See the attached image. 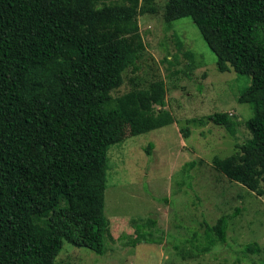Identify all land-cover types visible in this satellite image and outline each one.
Listing matches in <instances>:
<instances>
[{
    "label": "trees",
    "instance_id": "1",
    "mask_svg": "<svg viewBox=\"0 0 264 264\" xmlns=\"http://www.w3.org/2000/svg\"><path fill=\"white\" fill-rule=\"evenodd\" d=\"M162 11L169 27L190 17L218 70L249 80L238 100L253 111L250 137L238 146L264 167V0H166ZM157 12V0H0V264H56L65 241L106 252L110 148L127 129L140 135L175 122L162 79L113 96L146 51L139 17ZM208 119L236 136L228 112ZM251 189L264 196V176ZM231 218L205 222L204 240H187L195 251L181 255L226 242ZM143 223L130 244L156 241V220ZM246 249L262 251L257 242Z\"/></svg>",
    "mask_w": 264,
    "mask_h": 264
},
{
    "label": "rangeland",
    "instance_id": "2",
    "mask_svg": "<svg viewBox=\"0 0 264 264\" xmlns=\"http://www.w3.org/2000/svg\"><path fill=\"white\" fill-rule=\"evenodd\" d=\"M165 1L157 0L159 12L139 17L146 51L137 71H126L113 96L162 79L168 89L166 108L175 122L140 135L127 129L124 141L110 148L105 215L113 239L106 241L103 255L65 241L56 264H263L264 196L251 184L263 178L264 167L250 163L238 146L250 137L246 121L253 111L238 100L249 80L234 70H218L216 54L190 17L169 27L162 11ZM190 51L199 57L192 59ZM215 112L238 119L236 136L208 119ZM183 129L189 130L188 137ZM224 214L233 215L226 242L183 257L181 250L195 251L187 240H204L205 222L213 225ZM148 218L156 220V241L130 244ZM252 242L262 251H247Z\"/></svg>",
    "mask_w": 264,
    "mask_h": 264
}]
</instances>
